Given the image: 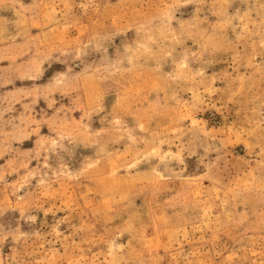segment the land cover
Segmentation results:
<instances>
[{
    "label": "rangeland",
    "instance_id": "obj_1",
    "mask_svg": "<svg viewBox=\"0 0 264 264\" xmlns=\"http://www.w3.org/2000/svg\"><path fill=\"white\" fill-rule=\"evenodd\" d=\"M0 264H264V0H0Z\"/></svg>",
    "mask_w": 264,
    "mask_h": 264
}]
</instances>
